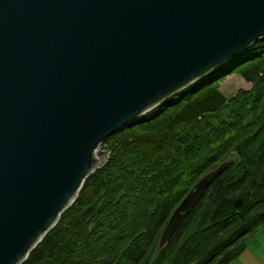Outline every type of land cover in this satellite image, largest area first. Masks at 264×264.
<instances>
[{
	"label": "water",
	"instance_id": "obj_1",
	"mask_svg": "<svg viewBox=\"0 0 264 264\" xmlns=\"http://www.w3.org/2000/svg\"><path fill=\"white\" fill-rule=\"evenodd\" d=\"M262 38L264 0H0V264L55 227L105 139ZM231 161L194 183L156 254Z\"/></svg>",
	"mask_w": 264,
	"mask_h": 264
},
{
	"label": "trees",
	"instance_id": "obj_2",
	"mask_svg": "<svg viewBox=\"0 0 264 264\" xmlns=\"http://www.w3.org/2000/svg\"><path fill=\"white\" fill-rule=\"evenodd\" d=\"M237 73L252 83L227 97ZM105 163L21 264H229L264 228V38L101 144ZM166 247L164 226L224 160ZM241 198L240 206L235 204Z\"/></svg>",
	"mask_w": 264,
	"mask_h": 264
},
{
	"label": "rangeland",
	"instance_id": "obj_3",
	"mask_svg": "<svg viewBox=\"0 0 264 264\" xmlns=\"http://www.w3.org/2000/svg\"><path fill=\"white\" fill-rule=\"evenodd\" d=\"M251 86L252 83L246 81L241 75L234 73L229 75L223 82H221L220 89L227 97H231L235 95L239 89H249L251 88ZM99 150H103V148L100 146ZM247 248L248 247L246 246V249ZM246 249L244 251L245 253L241 255L240 262L242 264H261L256 257H253V255L250 254V251L253 250V245L251 242L249 243V251H247ZM238 262L239 260L235 261V263Z\"/></svg>",
	"mask_w": 264,
	"mask_h": 264
},
{
	"label": "crops",
	"instance_id": "obj_4",
	"mask_svg": "<svg viewBox=\"0 0 264 264\" xmlns=\"http://www.w3.org/2000/svg\"><path fill=\"white\" fill-rule=\"evenodd\" d=\"M248 242L246 241V246L248 247L246 250L249 251V243L251 242L253 245V250L250 251V254L253 255V257H256L261 264H264V228L258 230L254 235L249 237ZM245 252H243L241 255H243ZM248 254V253H246ZM241 255L233 260L229 264H242L240 262ZM238 263H235V261H238Z\"/></svg>",
	"mask_w": 264,
	"mask_h": 264
}]
</instances>
